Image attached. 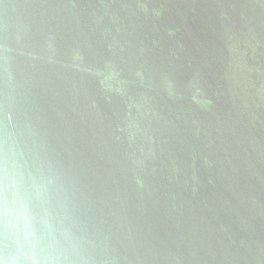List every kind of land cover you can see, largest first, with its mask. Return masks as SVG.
<instances>
[{"label": "water", "instance_id": "obj_1", "mask_svg": "<svg viewBox=\"0 0 264 264\" xmlns=\"http://www.w3.org/2000/svg\"><path fill=\"white\" fill-rule=\"evenodd\" d=\"M9 177L3 264H264V0H0Z\"/></svg>", "mask_w": 264, "mask_h": 264}, {"label": "clouds", "instance_id": "obj_2", "mask_svg": "<svg viewBox=\"0 0 264 264\" xmlns=\"http://www.w3.org/2000/svg\"><path fill=\"white\" fill-rule=\"evenodd\" d=\"M10 183L6 184L5 190L10 191L12 199L7 197L0 206V215L4 217V234L10 245L17 243H32L37 242L36 218L33 216L29 207L23 200L20 199L18 184L9 177ZM41 224H46L47 221L41 218ZM0 264H3L0 261ZM34 264L38 262L34 261Z\"/></svg>", "mask_w": 264, "mask_h": 264}]
</instances>
